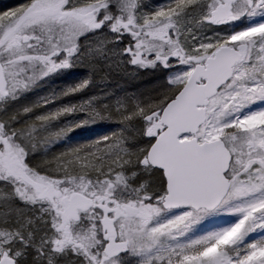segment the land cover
<instances>
[{
  "label": "snow or ice",
  "instance_id": "1",
  "mask_svg": "<svg viewBox=\"0 0 264 264\" xmlns=\"http://www.w3.org/2000/svg\"><path fill=\"white\" fill-rule=\"evenodd\" d=\"M127 65L162 83L69 99ZM0 264H264V0L0 11Z\"/></svg>",
  "mask_w": 264,
  "mask_h": 264
},
{
  "label": "rangeland",
  "instance_id": "2",
  "mask_svg": "<svg viewBox=\"0 0 264 264\" xmlns=\"http://www.w3.org/2000/svg\"><path fill=\"white\" fill-rule=\"evenodd\" d=\"M25 2L26 0H0V11H3V9L7 10L14 8ZM147 2L152 4L153 6H156L167 3V0H147ZM74 71L77 73L74 77H63L56 79L53 84L45 86L28 95L26 102L34 101L38 97L48 94L52 90V88H57L58 90L59 86L65 83L64 80L66 79L68 82H74L75 79L80 78L79 73H82V70L77 69ZM160 83H162V80L159 73H153L151 71H139L137 73V70L133 66L127 65L118 72L106 75L104 79H100V77L98 76L96 85L86 90L85 94H81L79 97H71L69 99H71L72 102H78L79 99L95 95L100 99L101 102H105L104 96L106 95V102L114 103V98L116 96H124L125 94H129L131 91H135L136 89H138L139 86H145L146 91L150 92L151 90L148 87L156 88ZM64 102L66 103L68 101L65 100ZM112 128V125L97 124L90 129H79L71 135L69 140L52 147L51 151L48 153V156L51 157L53 155H57L61 151H63L64 148L72 144L78 143L83 140L93 139L99 135H103L106 132L111 131ZM41 158V156H37L38 160Z\"/></svg>",
  "mask_w": 264,
  "mask_h": 264
},
{
  "label": "trees",
  "instance_id": "3",
  "mask_svg": "<svg viewBox=\"0 0 264 264\" xmlns=\"http://www.w3.org/2000/svg\"><path fill=\"white\" fill-rule=\"evenodd\" d=\"M123 85H125V84H123ZM148 88H150V90H152L154 87H148ZM132 92H147V91H146V87L145 86L144 87L139 86L138 89H136L135 91H131L129 94H131Z\"/></svg>",
  "mask_w": 264,
  "mask_h": 264
},
{
  "label": "flooded vegetation",
  "instance_id": "4",
  "mask_svg": "<svg viewBox=\"0 0 264 264\" xmlns=\"http://www.w3.org/2000/svg\"><path fill=\"white\" fill-rule=\"evenodd\" d=\"M3 11H4V9H3Z\"/></svg>",
  "mask_w": 264,
  "mask_h": 264
}]
</instances>
